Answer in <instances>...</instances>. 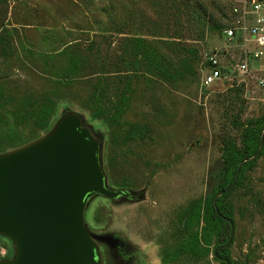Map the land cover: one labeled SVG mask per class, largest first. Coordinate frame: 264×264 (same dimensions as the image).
Segmentation results:
<instances>
[{"label":"rangeland","instance_id":"rangeland-1","mask_svg":"<svg viewBox=\"0 0 264 264\" xmlns=\"http://www.w3.org/2000/svg\"><path fill=\"white\" fill-rule=\"evenodd\" d=\"M238 1L0 0V157L81 119L107 186L135 196L88 202L102 264H225L213 255L221 196L229 259L264 264V61L239 71L254 46L244 24L224 34ZM214 54L235 77L205 85ZM245 142L257 151L230 187L224 155L242 158ZM15 257L0 235V261Z\"/></svg>","mask_w":264,"mask_h":264},{"label":"water","instance_id":"water-1","mask_svg":"<svg viewBox=\"0 0 264 264\" xmlns=\"http://www.w3.org/2000/svg\"><path fill=\"white\" fill-rule=\"evenodd\" d=\"M100 142L81 119L65 115L46 139L0 157V235L16 244V257L0 264H102L88 235L84 213L91 198L131 199L125 190L107 186L100 166ZM226 244L234 239L233 221Z\"/></svg>","mask_w":264,"mask_h":264},{"label":"built area","instance_id":"built-area-1","mask_svg":"<svg viewBox=\"0 0 264 264\" xmlns=\"http://www.w3.org/2000/svg\"><path fill=\"white\" fill-rule=\"evenodd\" d=\"M231 14L235 16V26H233V23L229 25L224 31L225 36L232 40L236 36L240 25L244 24L243 29L247 33V37L244 40L252 43L254 46L253 50L244 51V60L238 66L240 73L247 74L251 62L257 63L264 61V0H239L238 5L232 7ZM248 16H253L254 18L251 26L246 25ZM208 61L209 73L203 78L205 85L213 84L218 80H229L231 77H235V74L233 75L230 70L228 72L224 71L227 69L220 64L216 54L211 56ZM230 64L233 65L231 62ZM259 83L264 87V78H261Z\"/></svg>","mask_w":264,"mask_h":264},{"label":"trees","instance_id":"trees-1","mask_svg":"<svg viewBox=\"0 0 264 264\" xmlns=\"http://www.w3.org/2000/svg\"><path fill=\"white\" fill-rule=\"evenodd\" d=\"M224 71L228 72V70H224ZM256 151L257 150L255 149V146L250 145L247 142H245V148L243 150V155L244 156H242V158L239 157L237 154H227V153H225L224 158H225L226 165H227V172H229V178H231L230 187L234 183V179H235L234 176H236V174H237L238 164L242 160L252 157ZM243 170H244V167L242 166L239 175L242 174ZM218 194H219V191L216 190L215 193H214V196L216 197ZM223 200H224V196H221V197H219L217 199V208H218V210H219V212H220V214L222 216L230 219L231 218L230 212L228 210H226L221 204V202ZM212 212L214 213V217L216 218V220L218 221V223L220 225V232H219V236L217 238V247H218V246H222V245L226 244L227 241L229 240V237H230V225L217 214L214 205L212 206ZM227 249L228 248L220 249L218 251V254L222 258H228L229 259L228 254H227Z\"/></svg>","mask_w":264,"mask_h":264}]
</instances>
